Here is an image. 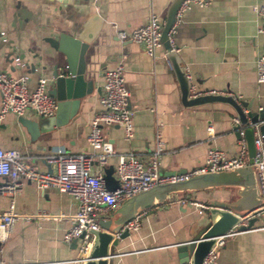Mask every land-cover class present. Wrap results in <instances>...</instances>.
<instances>
[{
  "label": "crops",
  "instance_id": "0c3cea01",
  "mask_svg": "<svg viewBox=\"0 0 264 264\" xmlns=\"http://www.w3.org/2000/svg\"><path fill=\"white\" fill-rule=\"evenodd\" d=\"M169 2L0 0V69L23 77L28 87L35 84L37 77L45 76L49 88L51 65L61 61L64 54L54 49L45 36H55L60 30L72 34L84 30L91 37L81 55L82 74L92 81L91 90L82 95L75 113L66 121H61L66 114L55 123L54 111L40 115L30 106L19 115L5 112L0 120V145L16 148L22 159L38 170L54 169V163L46 160L44 154L56 147L90 150L85 134L90 117L101 109L98 94L102 70L115 64L123 53L132 135L125 138L116 123L102 125L101 132L111 141L114 152L131 150L145 160L154 147L157 131L161 140L157 154L160 172L194 168L211 146L226 154L234 153L238 144L232 127V107L221 101L184 106L161 42L150 55L139 42L119 39L115 34L117 29L128 30L141 24L149 10L164 21ZM261 2L264 0L192 4L182 12L170 33L179 62L194 89L230 93L244 100V112L247 108H264V82L255 80L254 70L255 57L264 46V32L259 29L263 20L252 7ZM93 12L100 18L91 17ZM67 110L68 106L65 113ZM19 116L37 120L38 133H30ZM114 159V155L108 156L101 171L111 165L113 172ZM99 168L93 160L91 169ZM3 180L0 177V185ZM235 190L233 186H218L171 192V198L184 196L187 200L181 203L164 199L138 211V225L128 228V233L119 237L113 247L116 253L112 264H187L180 262L174 243L188 239L199 227L200 209L209 199L233 198ZM10 201L21 214L14 218L1 242L0 259L7 264H71L68 259L76 254L78 237L74 243L73 238L64 241L62 234L70 223L68 214L75 209L76 199L54 186L40 189L32 180L22 178L17 190L0 191V210ZM263 225L264 215L258 214L249 227H233L217 246L211 264H264Z\"/></svg>",
  "mask_w": 264,
  "mask_h": 264
},
{
  "label": "built area",
  "instance_id": "2783aa9c",
  "mask_svg": "<svg viewBox=\"0 0 264 264\" xmlns=\"http://www.w3.org/2000/svg\"><path fill=\"white\" fill-rule=\"evenodd\" d=\"M208 1L179 0L174 11L173 21L167 30L170 48L175 49L170 33L182 12L192 4L202 6ZM252 7L263 20L259 29L264 32V2L254 4ZM162 24L163 19L153 10H149L146 19L141 24L128 30L117 29L115 34L119 39L139 42L146 53L153 55L155 47L160 44L159 36ZM123 58L124 54L122 53L115 64L102 70L101 91L98 94L101 109L95 111L90 117L89 128L85 134V141L90 150L67 151L56 147L44 154L46 160L54 163V169L38 170L23 160L16 148L0 145V177L4 179L0 185V191L13 192L20 187L22 178H26L32 180L40 189L54 186L59 191L68 192L76 199L75 209L68 214L70 223L62 234V239L68 241L77 238L81 233V236L78 237L76 254L68 259L71 264L81 263L91 243L90 229L100 228L98 219L107 218L109 210L115 208L122 199L154 184L182 179L196 172L229 169L247 162L243 126L238 129V145L234 153L226 154L218 147H208L202 162L183 172L158 171L157 154L161 149V140L157 131L154 133V147L145 160L131 150L114 152L111 141L101 132L102 125L116 123L121 126L125 138L132 135V110L127 105L128 88L123 78ZM15 62H18L17 58H15ZM254 70L255 80L264 82L263 52L256 55ZM185 75L189 80L186 71ZM47 81V77L39 76L36 78L35 84L28 87L23 77L12 76L6 70L0 69V120L5 112L10 111L19 115L28 106L37 114H52L56 100L47 90ZM207 91L213 92V90ZM188 92L189 95H195L206 91L195 90L189 80ZM231 119L233 122L237 121L235 115ZM259 121L249 123L252 127L254 144L251 163L259 193L264 196V140L258 131ZM206 128L211 129L210 124ZM111 155L115 157L112 175L117 184L114 188L105 186L101 171L108 156ZM93 160L100 166L98 170L91 169ZM165 199L181 203L187 200L184 196L171 198L169 195ZM190 202L197 203L193 200ZM20 214L13 209L11 201L5 209L0 210V246L8 234L14 218ZM37 214L45 213L38 212ZM137 225L138 213H135L122 224V227L135 228ZM228 233L230 231L215 237L212 246L202 258V264L212 263L216 256L217 246L224 241ZM0 264L7 263L0 259Z\"/></svg>",
  "mask_w": 264,
  "mask_h": 264
},
{
  "label": "water",
  "instance_id": "95a60500",
  "mask_svg": "<svg viewBox=\"0 0 264 264\" xmlns=\"http://www.w3.org/2000/svg\"><path fill=\"white\" fill-rule=\"evenodd\" d=\"M178 2L179 0H170L168 3L159 40L165 48L164 56L176 77L180 91V101L184 106L210 101H221L230 105L237 117V121L232 125L235 136L238 137V129L243 126L247 162L229 169L196 172L182 179L154 184L122 199L113 208L112 214L105 219H98L100 228L90 229L92 233L91 243L80 264H112L113 254L116 253L113 247L117 239L126 235L129 231L126 226L122 227V224L138 211L162 202L171 192L218 186L236 187V196L233 198L209 199L207 204L200 209L202 214L199 227L188 239L174 243L180 262H187V264H202V258L212 246L216 236L231 231L233 227L235 229L247 228L258 214L264 215V196L259 193L251 163L254 144L252 127L249 124L262 119L257 127L264 140V108L258 110L247 108L244 112L243 107L246 106L244 100L230 93L206 91L189 95V80L185 75V69L180 64L175 49L170 48L167 39V30L173 21ZM91 17L100 18L96 12H93ZM90 35L91 33L89 35L85 34L84 30H80L76 34L60 30L55 36H45L44 38L54 49L64 54L61 61H55L51 65L50 86L47 88L56 100L52 120L55 123L60 122L59 116L62 114H66V116L61 121L70 118L75 113L82 95L91 90L92 81L83 78L81 63V55L86 43L90 40ZM262 52L264 53V46ZM66 106H68V110L65 113ZM19 118L28 127L30 133H38L37 120H29L23 116H19ZM183 171V169L176 170V172ZM111 172V165L103 167L102 177L105 186L108 188H114L117 184ZM80 236L81 233L77 237ZM73 241L75 243L76 238H73Z\"/></svg>",
  "mask_w": 264,
  "mask_h": 264
},
{
  "label": "trees",
  "instance_id": "16d2710c",
  "mask_svg": "<svg viewBox=\"0 0 264 264\" xmlns=\"http://www.w3.org/2000/svg\"><path fill=\"white\" fill-rule=\"evenodd\" d=\"M188 190H182L181 193L187 192Z\"/></svg>",
  "mask_w": 264,
  "mask_h": 264
}]
</instances>
